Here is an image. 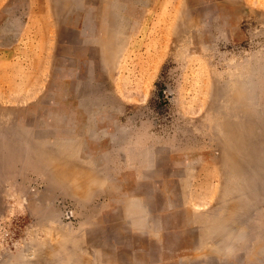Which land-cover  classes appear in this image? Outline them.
<instances>
[{"label":"rangeland","instance_id":"374dc122","mask_svg":"<svg viewBox=\"0 0 264 264\" xmlns=\"http://www.w3.org/2000/svg\"><path fill=\"white\" fill-rule=\"evenodd\" d=\"M0 264H264V0H0Z\"/></svg>","mask_w":264,"mask_h":264}]
</instances>
